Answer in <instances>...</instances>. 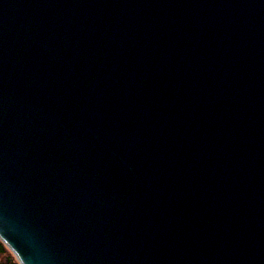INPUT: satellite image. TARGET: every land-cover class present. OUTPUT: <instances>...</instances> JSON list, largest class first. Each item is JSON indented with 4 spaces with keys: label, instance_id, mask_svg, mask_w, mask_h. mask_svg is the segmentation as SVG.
Wrapping results in <instances>:
<instances>
[{
    "label": "water",
    "instance_id": "obj_1",
    "mask_svg": "<svg viewBox=\"0 0 264 264\" xmlns=\"http://www.w3.org/2000/svg\"><path fill=\"white\" fill-rule=\"evenodd\" d=\"M0 240L264 264V0H0Z\"/></svg>",
    "mask_w": 264,
    "mask_h": 264
},
{
    "label": "trees",
    "instance_id": "obj_2",
    "mask_svg": "<svg viewBox=\"0 0 264 264\" xmlns=\"http://www.w3.org/2000/svg\"><path fill=\"white\" fill-rule=\"evenodd\" d=\"M6 250L9 249L0 241V253L5 252ZM5 264H19L17 263L15 256L10 250H9V255L6 257Z\"/></svg>",
    "mask_w": 264,
    "mask_h": 264
},
{
    "label": "rangeland",
    "instance_id": "obj_3",
    "mask_svg": "<svg viewBox=\"0 0 264 264\" xmlns=\"http://www.w3.org/2000/svg\"><path fill=\"white\" fill-rule=\"evenodd\" d=\"M9 255V250H6L3 253H0V262H2V264H5L6 261V257ZM17 261V260H16ZM18 263V262H17Z\"/></svg>",
    "mask_w": 264,
    "mask_h": 264
},
{
    "label": "clouds",
    "instance_id": "obj_4",
    "mask_svg": "<svg viewBox=\"0 0 264 264\" xmlns=\"http://www.w3.org/2000/svg\"><path fill=\"white\" fill-rule=\"evenodd\" d=\"M0 264H2V262H0Z\"/></svg>",
    "mask_w": 264,
    "mask_h": 264
}]
</instances>
